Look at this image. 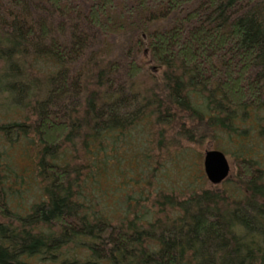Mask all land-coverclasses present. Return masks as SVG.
<instances>
[{
  "label": "trees",
  "instance_id": "16d2710c",
  "mask_svg": "<svg viewBox=\"0 0 264 264\" xmlns=\"http://www.w3.org/2000/svg\"><path fill=\"white\" fill-rule=\"evenodd\" d=\"M209 144L235 177L166 182ZM32 261L264 264V0H0V264Z\"/></svg>",
  "mask_w": 264,
  "mask_h": 264
},
{
  "label": "rangeland",
  "instance_id": "374dc122",
  "mask_svg": "<svg viewBox=\"0 0 264 264\" xmlns=\"http://www.w3.org/2000/svg\"><path fill=\"white\" fill-rule=\"evenodd\" d=\"M215 145L213 144H209L206 148V150H201L200 149H195V147L189 146L188 148L186 147H181L180 151H174L173 154H176L179 151V162L181 164H184L182 166L180 165H176L174 163H164L165 167L163 168L164 170H166V177L167 180L166 182L168 183H172L173 181L178 180L177 178H179L180 173L182 172L183 169H185L187 166H185L186 164H188V166L191 169V174L190 176H194V178L196 179V177H198V181L200 180V183L202 184V176L205 175L204 172V164H203V160L205 157V152L207 150L209 151H214L215 149ZM172 154V155H173ZM227 158H228V162L230 163V167H231V171L230 174L232 175V177H235V173H236V164L234 163V160L232 159V156L227 154ZM162 170L160 173H164L165 171ZM206 176V175H205ZM207 179V177H206ZM158 181V180H157ZM208 181V180H207ZM209 183V182H208ZM167 184V183H166ZM169 185V184H167ZM210 185V183H209ZM33 264H38V261H32Z\"/></svg>",
  "mask_w": 264,
  "mask_h": 264
},
{
  "label": "water",
  "instance_id": "95a60500",
  "mask_svg": "<svg viewBox=\"0 0 264 264\" xmlns=\"http://www.w3.org/2000/svg\"><path fill=\"white\" fill-rule=\"evenodd\" d=\"M204 172L212 186H218L229 178L231 167L228 158L218 150L205 152Z\"/></svg>",
  "mask_w": 264,
  "mask_h": 264
}]
</instances>
